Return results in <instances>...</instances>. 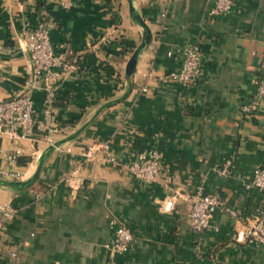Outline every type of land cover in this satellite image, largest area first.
<instances>
[{"label":"crops","instance_id":"0c3cea01","mask_svg":"<svg viewBox=\"0 0 264 264\" xmlns=\"http://www.w3.org/2000/svg\"><path fill=\"white\" fill-rule=\"evenodd\" d=\"M232 1L229 13L212 17L214 0H133L151 41L128 97L54 149L34 187H0V203L17 209L0 226V264H264V244L234 240L238 220L252 223L264 210V190L252 184L253 169L264 167V103L240 110L264 73V0ZM39 21L67 67L34 85L28 32ZM141 33L126 0H0V101L30 94L38 119L26 139L0 133V171L26 179L49 144L120 96ZM188 45L198 47L201 73L184 84L173 77L181 57L167 53ZM151 148L161 169L148 183L126 165ZM199 190L235 215L216 210L194 231L189 210ZM120 223L133 241L114 253L107 245Z\"/></svg>","mask_w":264,"mask_h":264},{"label":"built area","instance_id":"2783aa9c","mask_svg":"<svg viewBox=\"0 0 264 264\" xmlns=\"http://www.w3.org/2000/svg\"><path fill=\"white\" fill-rule=\"evenodd\" d=\"M65 6V4H64ZM233 6L232 0H214L213 6L209 9V16H219L230 12ZM28 50L32 67L33 84L41 81H54L58 76V68L67 67V63L54 51L51 45L49 30L43 21H39L35 28L28 32ZM179 55L182 59L181 69L173 77L184 84H191L198 81L201 73V65L196 45L183 46L169 51ZM264 103V73L260 76L254 93V102L242 104V113L254 111ZM38 128V119L34 101L30 94L21 93L11 98L0 101V133L14 139L23 140L28 138ZM108 150V145L103 146ZM69 150V149H68ZM21 153L19 148L13 149L7 154V158L14 161ZM110 161L114 157L109 151L106 153ZM127 171L135 178L154 182L161 169V153L155 149H149L146 154L138 160H134L126 165ZM223 173L227 169L222 170ZM252 184L259 190H264V167L256 166L253 171ZM17 172L8 170L0 171V178L19 180ZM219 209H224L235 215L233 211L225 208L216 195L196 191L191 198L189 210L190 227L194 231H201L209 226L212 214ZM17 209L11 203H0V226L10 219ZM250 221L238 220L239 227L235 228L234 240L239 243L264 244V210H260ZM133 241L132 229L123 223L116 225L113 240L107 247L114 253H125L129 250ZM15 256V252H11Z\"/></svg>","mask_w":264,"mask_h":264},{"label":"water","instance_id":"95a60500","mask_svg":"<svg viewBox=\"0 0 264 264\" xmlns=\"http://www.w3.org/2000/svg\"><path fill=\"white\" fill-rule=\"evenodd\" d=\"M128 4V10L131 18L141 27L142 33H141V39L140 42L135 46L134 50L132 51L131 55L129 56L125 67H124V74H125V88L123 93L118 96L117 98H114L112 100H109L102 105H100L97 110L94 112V114L81 126H79L76 130L73 132L67 134L66 136L52 142L49 144L44 151L39 155L35 169L31 173L29 177L26 179H19V180H10L5 178H0V187L1 188H7V189H13V190H26L30 188L39 178L40 173L42 171V168L44 166L45 161L47 158L52 154L54 149L59 148L61 145L68 143L75 138H77L97 117V115L104 109L116 105L119 102L125 100L132 88V81L131 76L134 73L137 65V61L139 56L141 55L144 48L150 43L151 41V31L144 19L141 17L139 12L135 9L133 0H126Z\"/></svg>","mask_w":264,"mask_h":264},{"label":"trees","instance_id":"16d2710c","mask_svg":"<svg viewBox=\"0 0 264 264\" xmlns=\"http://www.w3.org/2000/svg\"><path fill=\"white\" fill-rule=\"evenodd\" d=\"M18 161H20V159H18ZM37 184V182L36 183H34L31 187H34L35 185Z\"/></svg>","mask_w":264,"mask_h":264}]
</instances>
